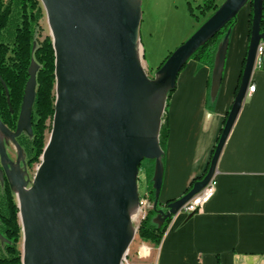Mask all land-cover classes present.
Segmentation results:
<instances>
[{"label": "water", "instance_id": "obj_1", "mask_svg": "<svg viewBox=\"0 0 264 264\" xmlns=\"http://www.w3.org/2000/svg\"><path fill=\"white\" fill-rule=\"evenodd\" d=\"M40 1L56 57V101L49 138L32 180L18 170L9 171L6 161L12 163L0 140L2 164L20 210L22 264H123L138 232L133 215L140 204L144 160L155 161L154 207L159 203L164 177L160 130L168 95L196 50L237 18L250 0H225L153 78L139 55L141 0ZM252 4L246 64L209 169L167 211H157V224L176 215L215 175L246 99L258 47L264 43L263 0ZM231 31L217 53L214 87L222 80ZM38 70L32 62L16 131L0 119V131L20 151L16 138L24 131L32 134ZM0 80L9 101L1 76ZM0 239L5 242L1 235Z\"/></svg>", "mask_w": 264, "mask_h": 264}, {"label": "crops", "instance_id": "obj_2", "mask_svg": "<svg viewBox=\"0 0 264 264\" xmlns=\"http://www.w3.org/2000/svg\"><path fill=\"white\" fill-rule=\"evenodd\" d=\"M240 12L214 96L208 66L190 61L178 77L168 108L170 135L159 198L165 207L205 174L234 103L249 46L251 9ZM250 85L255 91L247 90L216 165L214 196L201 213L174 215L160 245L145 242L153 248L151 255L131 264H264V55Z\"/></svg>", "mask_w": 264, "mask_h": 264}, {"label": "trees", "instance_id": "obj_3", "mask_svg": "<svg viewBox=\"0 0 264 264\" xmlns=\"http://www.w3.org/2000/svg\"><path fill=\"white\" fill-rule=\"evenodd\" d=\"M188 5L191 15L197 20L200 27L218 10L221 4H219L217 0H203V3L197 6L199 16L195 15L191 4L188 3ZM246 6H249L251 9L249 20L250 43L253 20L252 0H250ZM43 15L44 9L40 0H0V76L9 92L8 101L6 91L0 80V119L11 130H15L17 127L26 85L29 80V68L32 62H36L39 66L37 72L36 97L32 113V134L30 136H24L20 141L30 167L40 164L41 162V157L47 144L46 132L48 130L51 131V125L55 114L56 57L51 37H46L44 40L39 41V33L41 32L40 21ZM201 18H203L202 22H200ZM237 21V18H233L215 37L198 48L188 61V63L194 61L198 65L208 66L212 70V77L208 80L210 98L214 96L215 91L217 92V87H214L213 84V73L216 67L217 53L227 32L234 28ZM261 32L264 33V0ZM171 54L172 53H170V55ZM169 56L160 64L156 71L163 66ZM246 56L242 63L240 80L235 97L240 87L243 70L246 64ZM188 63L183 70L187 67ZM224 71L225 68L223 70L222 80ZM174 91L175 90L171 91L168 95L163 123L160 130V146L164 152L162 158L163 167L166 146L170 135L168 108ZM228 114L229 113H227L224 124ZM48 123L50 125H48ZM222 131L223 129L220 131L216 144L220 139ZM215 148L216 145L212 150L210 161ZM210 161L207 170L209 169ZM153 162L155 163L154 160ZM154 174L155 165L153 169L150 168L145 172L146 191L142 196L140 195L141 197L147 198L153 204L155 201ZM204 176L205 175H203V177ZM200 178L201 177L192 181L185 195L191 191L194 183ZM175 201L176 200L167 202L166 207ZM157 211V207H153V209L147 213L146 218L140 223L137 233L143 242H150L154 245H160L171 221V218H168L159 224L155 223ZM19 213L20 210L18 208L15 193L10 184L5 181L0 191V235L5 239V242H2L0 239V264H22V251L19 249V243L22 239Z\"/></svg>", "mask_w": 264, "mask_h": 264}, {"label": "rangeland", "instance_id": "obj_4", "mask_svg": "<svg viewBox=\"0 0 264 264\" xmlns=\"http://www.w3.org/2000/svg\"><path fill=\"white\" fill-rule=\"evenodd\" d=\"M225 0H217L222 4ZM143 11V22L141 26V57L142 64L148 75L153 78L160 64L173 53L178 47L185 43L199 28V23L191 15L188 3L193 7L195 15L199 16L197 9L198 5L203 3V0H141ZM242 12H239L238 18ZM202 22L203 18L200 19ZM41 32L39 33V41L46 37H51V31L48 24V19L44 10L43 18L40 21ZM145 54V57H144ZM164 118V115H163ZM162 118V120H163ZM48 125H50L48 123ZM50 131L46 132L48 141ZM202 138L196 140L201 141ZM195 145V142H194ZM8 151L13 160L17 158V150L12 144L8 145ZM139 173V193L142 196L146 191L145 172L154 167L155 163L151 160H144L141 164ZM39 164L27 168L26 178L32 180ZM158 211H167V208L161 202L157 205ZM157 219V214L155 220ZM136 228L138 220L133 221ZM143 242L138 234L130 246L129 262L141 261L145 257L142 251H139V246ZM148 243V242H147ZM146 244V243H145ZM150 246V245H149ZM151 247V246H150ZM23 238L19 243V249L22 251Z\"/></svg>", "mask_w": 264, "mask_h": 264}, {"label": "built area", "instance_id": "obj_5", "mask_svg": "<svg viewBox=\"0 0 264 264\" xmlns=\"http://www.w3.org/2000/svg\"><path fill=\"white\" fill-rule=\"evenodd\" d=\"M264 55V43H261L258 47V59ZM258 61V60H257ZM255 91V86L250 85L248 88V93H253ZM216 192V180L213 177L208 184L198 193L196 194L189 202H187L178 213L184 214H198L203 212L206 204L212 199ZM154 204L151 203L147 198L140 197V204L136 213L133 215V221L138 220V225L136 229H139L140 223L146 218L147 213L153 209ZM177 213V214H178ZM138 233V232H137ZM139 251L143 252L145 257L150 256L153 248L148 244H141L139 246ZM130 249L128 251L127 257L123 260V264H130L129 262Z\"/></svg>", "mask_w": 264, "mask_h": 264}, {"label": "flooded vegetation", "instance_id": "obj_6", "mask_svg": "<svg viewBox=\"0 0 264 264\" xmlns=\"http://www.w3.org/2000/svg\"><path fill=\"white\" fill-rule=\"evenodd\" d=\"M2 121V120H1ZM18 123V121H17ZM5 125V124H4ZM6 126V125H5ZM8 127V126H6ZM9 128V127H8ZM10 129V128H9ZM17 129V127H16ZM15 130H11L12 132H15ZM30 136L31 134L27 133V132H23L20 136H18L16 138V141L18 143V145L20 146V149L21 151L19 150V148L16 146V144L11 140V138L9 137H6L5 135H3V133L0 131V140H2L4 142V149H5V152H6V155L8 157V159L11 161L12 164H10L8 161H6V163L8 164V167H9V171H16L18 170L20 173H23V174H26V170L27 168H30V166L28 165V159H27V156H26V153L24 151V148H22L21 144H20V141L22 140V138L24 136ZM9 144H13L17 150V158L15 160H13L10 156V153L8 151V148H9ZM17 165H19V167H17ZM5 181H7L9 183V180L7 178V173L3 167V164H2V160H1V156H0V191L1 189L3 188V185L5 183ZM10 184V183H9ZM16 197V195H15ZM17 200V198H16Z\"/></svg>", "mask_w": 264, "mask_h": 264}, {"label": "bare ground", "instance_id": "obj_7", "mask_svg": "<svg viewBox=\"0 0 264 264\" xmlns=\"http://www.w3.org/2000/svg\"><path fill=\"white\" fill-rule=\"evenodd\" d=\"M139 55L141 56L140 46H139ZM135 213H136V212H135ZM135 213H134V214H135Z\"/></svg>", "mask_w": 264, "mask_h": 264}]
</instances>
